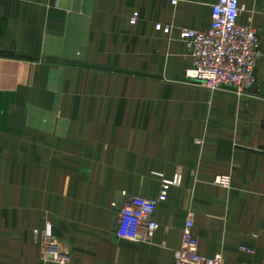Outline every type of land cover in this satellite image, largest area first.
I'll return each instance as SVG.
<instances>
[{
  "label": "crops",
  "instance_id": "obj_1",
  "mask_svg": "<svg viewBox=\"0 0 264 264\" xmlns=\"http://www.w3.org/2000/svg\"><path fill=\"white\" fill-rule=\"evenodd\" d=\"M217 1L0 0V264H63L40 260L46 225L67 264H177L189 212L202 254L264 264V56L244 94L211 91L180 38ZM241 8L264 53V0ZM178 173L154 238L120 239L118 193Z\"/></svg>",
  "mask_w": 264,
  "mask_h": 264
},
{
  "label": "built area",
  "instance_id": "obj_2",
  "mask_svg": "<svg viewBox=\"0 0 264 264\" xmlns=\"http://www.w3.org/2000/svg\"><path fill=\"white\" fill-rule=\"evenodd\" d=\"M241 12V0H218L212 6V23L208 29L184 28L181 31L180 38L193 62L187 75L211 91L227 90L242 95L257 83L256 70L264 53L256 28L239 22ZM137 18L138 14H135L132 23H136ZM157 28L170 31L161 24ZM180 182L181 174H177L175 180L163 178L162 188L154 197L128 196L117 214V236L133 242L151 241L159 229L158 206L167 200L171 186ZM215 183L229 187L231 177L219 175ZM193 228L194 215L189 212L182 245L176 251L177 264H228L220 254L207 256L200 252ZM48 250L57 249L49 247ZM246 251L253 253L252 249Z\"/></svg>",
  "mask_w": 264,
  "mask_h": 264
},
{
  "label": "rangeland",
  "instance_id": "obj_3",
  "mask_svg": "<svg viewBox=\"0 0 264 264\" xmlns=\"http://www.w3.org/2000/svg\"><path fill=\"white\" fill-rule=\"evenodd\" d=\"M176 176L177 175H175L173 178H166L165 176H162V178L175 180ZM173 186H177V185H172L171 187ZM34 233L36 235V238L38 239L41 261L58 262V263H63V264H67L71 261L70 260L71 255H70L69 248L62 243V240L54 236L51 230V226L46 225L42 229H36L34 230ZM49 247H54L57 250L49 251L48 250Z\"/></svg>",
  "mask_w": 264,
  "mask_h": 264
},
{
  "label": "water",
  "instance_id": "obj_4",
  "mask_svg": "<svg viewBox=\"0 0 264 264\" xmlns=\"http://www.w3.org/2000/svg\"><path fill=\"white\" fill-rule=\"evenodd\" d=\"M125 204V196L122 192H119L117 195V200L115 203V209L117 212H120ZM119 227V216L117 215L115 218L114 230L117 231Z\"/></svg>",
  "mask_w": 264,
  "mask_h": 264
}]
</instances>
